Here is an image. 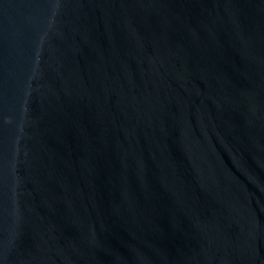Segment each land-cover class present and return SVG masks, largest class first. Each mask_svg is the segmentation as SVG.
<instances>
[{
    "label": "water",
    "instance_id": "95a60500",
    "mask_svg": "<svg viewBox=\"0 0 264 264\" xmlns=\"http://www.w3.org/2000/svg\"><path fill=\"white\" fill-rule=\"evenodd\" d=\"M0 264H264V0H0Z\"/></svg>",
    "mask_w": 264,
    "mask_h": 264
}]
</instances>
